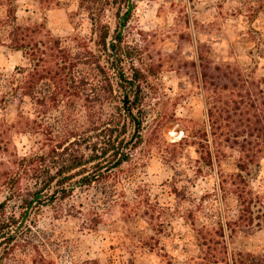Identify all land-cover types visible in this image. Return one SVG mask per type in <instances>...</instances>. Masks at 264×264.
Returning <instances> with one entry per match:
<instances>
[{"label":"rangeland","instance_id":"374dc122","mask_svg":"<svg viewBox=\"0 0 264 264\" xmlns=\"http://www.w3.org/2000/svg\"><path fill=\"white\" fill-rule=\"evenodd\" d=\"M97 2H110L101 14L110 38L119 32L124 49L141 53L125 62L127 72L133 62L148 71L143 84L144 128L141 135L129 129L120 149L129 159L117 167L103 163L97 182L69 189L64 199L58 197L61 192L54 198L47 190L33 202L16 240L0 248V264L222 260L225 254L211 240L219 238L217 222L237 214L235 196H222L219 186L220 177L236 172V153L228 151L232 156L222 158L212 170L196 161L202 147L195 141L207 124L198 57L201 52L213 64L264 76V52L256 53V29L263 15L249 0H132L122 27L130 3ZM13 4L20 24L41 30L39 40L97 35L89 15L79 11V0H13ZM5 11L0 7V20ZM31 68L22 51L7 43L0 46V82L15 76L19 83ZM34 108L26 97L7 109L0 105V174L19 172L23 189L32 179L18 169L17 158L48 152L64 137L66 118L61 108L46 114ZM140 136L142 141L133 147ZM199 165L204 171H197ZM250 183L255 191L264 192V159ZM10 186L0 201L15 189ZM18 194L14 191L7 204L8 214L15 212L17 218L23 212ZM225 242L228 258L237 252L264 256V227L232 237L225 233Z\"/></svg>","mask_w":264,"mask_h":264},{"label":"trees","instance_id":"16d2710c","mask_svg":"<svg viewBox=\"0 0 264 264\" xmlns=\"http://www.w3.org/2000/svg\"><path fill=\"white\" fill-rule=\"evenodd\" d=\"M97 1L79 0V11L89 15L91 30L97 31L95 37L76 34L44 41L39 40L40 29L18 22L13 0H0V7H6L0 20V46L7 43L22 51L32 67L19 83L15 76L8 83L0 82V105L7 109L26 97L36 111L46 114L58 106L66 118L61 131L63 139L48 152L19 156L15 161L18 169L32 179L24 189L19 172L0 174V194L9 185L15 187L0 201V248L16 240L24 227L18 230L26 209L45 191L52 190L54 198L61 192L58 197L64 199L69 196V189L97 182V172L105 167L103 163L108 161L117 167L129 159L120 152L129 129L141 135L144 128L143 84L148 71L133 62L131 72H127L125 62L139 58L141 53L124 49L119 32L110 38L108 24L101 22V14L110 2ZM130 1L123 0L127 4ZM249 1L256 2V11L263 15V23L256 29L259 55L264 52V0ZM198 58L207 124L199 137L194 136L195 143L202 147L196 161L212 170L222 158L232 156L228 151L236 153V172L220 177L219 186L222 196H235L237 214L224 215L225 222H217L219 238L211 241L225 256L222 260L215 256L208 264H264V256L251 252L231 253L228 258L225 242V233L232 237L244 230L264 227V192L255 191L250 183L264 159V76L255 77L229 64H213L201 52ZM121 136L124 137L118 140ZM141 141L142 136L133 147ZM197 171H204L203 167L199 165ZM14 191L19 193L17 200L23 209L19 218L15 212H7ZM99 262L95 259L89 263Z\"/></svg>","mask_w":264,"mask_h":264},{"label":"water","instance_id":"95a60500","mask_svg":"<svg viewBox=\"0 0 264 264\" xmlns=\"http://www.w3.org/2000/svg\"><path fill=\"white\" fill-rule=\"evenodd\" d=\"M131 8H132V0L130 1V5H129V10H128V12H127V13L121 18V26H122V27H123V24H122V23H123L124 19L126 18V16L128 15V13L130 12ZM29 211H30V207L27 208V211H26L24 217H23L22 220H21V223H20V225H19V227H18V230L21 229V228L25 225L26 220H27V218H28V213H29Z\"/></svg>","mask_w":264,"mask_h":264}]
</instances>
